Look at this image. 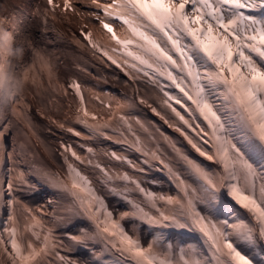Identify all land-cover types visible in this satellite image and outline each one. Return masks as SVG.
Listing matches in <instances>:
<instances>
[{
	"label": "snow or ice",
	"instance_id": "obj_1",
	"mask_svg": "<svg viewBox=\"0 0 264 264\" xmlns=\"http://www.w3.org/2000/svg\"><path fill=\"white\" fill-rule=\"evenodd\" d=\"M30 15L64 18L62 94L0 119V264H264V0Z\"/></svg>",
	"mask_w": 264,
	"mask_h": 264
},
{
	"label": "clouds",
	"instance_id": "obj_2",
	"mask_svg": "<svg viewBox=\"0 0 264 264\" xmlns=\"http://www.w3.org/2000/svg\"><path fill=\"white\" fill-rule=\"evenodd\" d=\"M24 7V0L0 3V119L36 101L50 109L60 105L61 57L57 49L48 45L64 40V18L46 21L41 31L53 33L56 39L38 44L23 27Z\"/></svg>",
	"mask_w": 264,
	"mask_h": 264
},
{
	"label": "bare ground",
	"instance_id": "obj_3",
	"mask_svg": "<svg viewBox=\"0 0 264 264\" xmlns=\"http://www.w3.org/2000/svg\"><path fill=\"white\" fill-rule=\"evenodd\" d=\"M37 1V0H36ZM35 0H24V9L22 10V15L23 16H28L29 18H31V12L34 11V5L38 4V3H43V0H38V2L36 3ZM41 1V2H40ZM4 0H0V3H3ZM33 3V4H32ZM33 24L36 25V27H34L32 29V34L37 38L38 43L41 42L39 40L40 35H41V29L39 27V25L33 21ZM49 35H51V33H49ZM80 34L77 33V36H79ZM60 47H65V45L61 44ZM69 50L76 53L77 55H82L83 57H91L90 55L86 54V51L83 50H78V48L75 45H70L68 46ZM98 67H94L93 72H96L97 74H99L98 69L103 68V71L109 75L115 74V70L114 69H109L103 65H97ZM122 80L124 78L120 77ZM113 86V85H112ZM114 87V86H113ZM34 119L37 121V123H40L41 125H43V120L39 117L36 116L35 114H33ZM0 129H2V125H0Z\"/></svg>",
	"mask_w": 264,
	"mask_h": 264
},
{
	"label": "rangeland",
	"instance_id": "obj_4",
	"mask_svg": "<svg viewBox=\"0 0 264 264\" xmlns=\"http://www.w3.org/2000/svg\"><path fill=\"white\" fill-rule=\"evenodd\" d=\"M41 2V1H40ZM79 50V49H78ZM88 55V54H87ZM85 60L90 61L91 64L96 65L95 67L97 68V65H100V63L98 61H95L92 57H84ZM94 67H90V70L93 71ZM109 86H112L111 83L109 84ZM34 114V113H33ZM149 115H151L149 113ZM154 118V117H153ZM44 123V122H43Z\"/></svg>",
	"mask_w": 264,
	"mask_h": 264
}]
</instances>
